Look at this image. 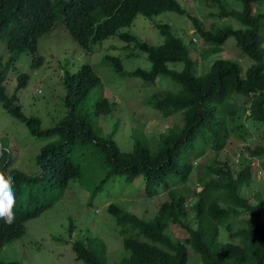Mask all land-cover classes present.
Returning a JSON list of instances; mask_svg holds the SVG:
<instances>
[{
  "label": "trees",
  "instance_id": "obj_1",
  "mask_svg": "<svg viewBox=\"0 0 264 264\" xmlns=\"http://www.w3.org/2000/svg\"><path fill=\"white\" fill-rule=\"evenodd\" d=\"M6 1L0 0V12ZM20 1L26 9L18 31L8 41L7 62H14L23 47L34 51L38 39L59 18L85 50L90 44L117 34L128 46L134 44L145 52L150 65L149 71L135 69L125 74L147 82L164 75L180 84L177 90L153 93L146 105L164 118L180 113L181 119L173 118L181 128L163 129L154 151L141 128V139H135L133 149L122 151L111 137L99 135L93 128L94 117L110 114L117 104L101 97L90 113L81 109L91 89L101 86L100 78L89 65L81 66L75 75L65 73L62 84L66 90V114L58 123L42 127L40 117L22 111L17 92H6L3 80L8 68L0 59V101L5 103L7 112L22 120L33 137L55 136V141L40 148L35 160L40 172L35 174L21 170L16 164L17 155H13L16 147L0 140V171L14 181L15 195L13 222L0 219V247L20 237L28 220L53 206L69 181L81 175L80 166L73 161V151L91 148L105 168L101 182L113 175L129 182L142 175L147 198L164 193L168 197L151 219L114 203L107 206L115 217L122 247L129 253L115 264H188L187 246L193 249L198 264H264V190L258 188L251 196L243 190L255 181L252 158L259 157L264 171V0H241L242 10L221 11V22L215 20L209 28L201 27L198 19L191 16L204 42L214 45H209L207 54L222 51V44L233 37L235 48L252 60L245 70L237 61L225 57L200 66L186 50H179L175 43L178 39L168 24H157L165 37L162 44L149 43L122 30L129 28L138 14L154 18L168 10L183 13L177 0H60L56 8L47 0ZM228 15L234 17L237 26L224 25L223 16ZM173 59L185 62L182 71L166 65ZM105 61L123 73L119 59L107 57ZM27 79V74L20 75L15 91L24 88ZM237 141L243 145L240 158L235 161L229 152L234 151ZM211 151L212 161L203 164L198 177L201 189L197 191L187 182L192 179L197 160ZM179 184L187 186L178 187ZM49 190L55 192L48 194ZM244 213V224L233 227L231 217ZM172 226L182 231V239L169 235ZM221 226H225L229 240L222 239ZM75 230L70 221L68 238L76 259L84 264H108L104 241L84 238Z\"/></svg>",
  "mask_w": 264,
  "mask_h": 264
},
{
  "label": "rangeland",
  "instance_id": "obj_2",
  "mask_svg": "<svg viewBox=\"0 0 264 264\" xmlns=\"http://www.w3.org/2000/svg\"><path fill=\"white\" fill-rule=\"evenodd\" d=\"M226 1L236 9L242 7L241 0ZM188 2L193 4L194 8L188 10L185 15L166 11L154 18H147L138 14L133 24L122 30L137 34L149 43L160 44L164 42L165 37L153 22L167 23L187 46H190V39L196 38L198 40L196 51L199 48L203 50V41L198 33L191 32L194 26L187 14L199 16L203 19V26L208 28L215 20L221 22L218 14L226 8L225 3L223 0H218V5L215 6L207 0H188ZM224 19H226L225 26L229 24L237 26L235 20ZM88 47L86 51L75 43L65 28L63 19L59 18L52 29L38 39L34 52L28 50V47H23L18 50L15 63L4 60V66L8 68V74L3 81L6 92L9 94L17 92L22 111L26 115L34 114L40 117L42 127H48L58 123L67 111L66 90L62 84L65 73L74 75L81 66L89 65L99 76L101 86L91 89L81 109L90 113L101 97L117 104L110 114L94 117V130L99 135L111 137L122 151H131L135 139H141L139 135L142 128L150 138L151 149L156 150L163 129L178 131L181 128L177 127L173 118L178 116L181 119V115L176 113L168 118L161 117L157 110L150 108L151 105H146V101L158 90H177L180 84L164 75L158 76L154 82H147L139 77L115 70L111 63L105 61L107 57L119 59L123 72H132L138 68L144 71L150 69L146 53L134 44L128 46L117 34L99 43L90 44ZM223 48L224 54L222 52L218 56H232V59H240L243 69L252 63L250 58L243 56L244 54L235 48L233 37L226 40ZM8 55L6 45L0 42V56L5 58ZM242 56L244 61L241 60ZM211 58L212 56L208 54L200 56L199 65L207 64ZM37 59L41 62L34 66V63L38 62ZM13 64L15 66H12ZM169 65L181 68L183 62H170ZM206 70L207 68L202 73ZM22 73L28 75L26 85L15 91L17 77ZM4 106L5 103L0 101V140L6 142L9 147H16L13 155H17L16 164L21 170L29 174L40 172L39 167L35 165L36 156L41 147L55 141V136L51 138L31 136L25 123L8 113ZM242 145L241 142L237 143L234 151L229 152L235 161L240 158ZM211 153L212 151L197 160L191 174L192 179L189 180L192 184L187 182L189 187L194 185L197 191L201 189L198 186V177L203 171V164L212 161ZM224 154L225 150L221 151L220 157L224 158ZM245 156L250 157L247 153ZM72 157L73 161L80 166L81 175L69 181L51 208L25 224L26 230L20 238L5 244L0 249V261H17L21 264H84L76 259L68 238L67 228L72 221L77 229L75 232L84 238L102 239L106 244L105 261L108 264H115L127 257L129 253L122 247V237L119 235L115 217L108 212L107 206L114 203L127 211H134L139 216L151 219L155 216L160 203L168 198L166 193L151 199L147 198L143 189L142 175H138L130 182L125 177L115 175L101 182L106 174L105 168L101 159L93 154L91 148L73 151ZM252 160H254L253 170L256 172V177L252 186L243 189L247 196H251L258 188L264 190V171L261 169L260 159L256 157ZM187 184H179L178 187H186ZM54 192L55 190H49L47 193ZM190 198L189 196L187 202ZM246 218L247 213L232 216L231 225L238 227L244 224ZM224 228L221 226L222 239L229 240ZM168 233L173 238H183L182 231L175 226H172ZM187 247L188 264H198L193 256L195 254L193 249L190 246Z\"/></svg>",
  "mask_w": 264,
  "mask_h": 264
},
{
  "label": "clouds",
  "instance_id": "obj_3",
  "mask_svg": "<svg viewBox=\"0 0 264 264\" xmlns=\"http://www.w3.org/2000/svg\"><path fill=\"white\" fill-rule=\"evenodd\" d=\"M48 1V3L50 4V5H52V6H54V8H56V3L57 2H59L60 0H47ZM178 1V3H179V5L181 6V8L184 10V12L183 13H179V12H177V11H173V12H175V13H178V14H184L185 15V13H187V11L188 10H192L194 7H193V4H191V3H189L188 2V0H177ZM207 1H209L212 5H215V6H217L218 5V0H207ZM182 2H185V4H182ZM223 2L225 3V9H223V10H221V11H224V12H229V10L230 9H234V10H242V7L240 8V9H236V8H234L233 6H231V5H229L228 3H227V1L226 0H223ZM120 7V4H119V6H118V8ZM25 9H26V5H25V3H23V2H21L20 0H8V1H6V3H5V7L4 8H2L1 10H3L2 12H0V42H2V43H4L5 45H6V49H7V51H8V53H9V50H8V41L10 40V39H12L13 37V35H15L16 34V32L18 31V29H19V27H20V25H21V20L24 18V13H25ZM168 11H172V10H168ZM221 11L219 12V14L221 13ZM166 12V11H165ZM164 13V12H163ZM198 15V14H197ZM158 16V15H157ZM191 16H193V17H196L197 19H198V21L200 22V25H201V27L203 26V24H202V18H200L199 16H196V15H192V14H187V17H188V19L192 22V25L194 26V28L191 30V32H195V33H198L199 34V36H200V33L198 32V30H197V28H196V26H195V24L193 23V21H192V19H191ZM225 17H223V19H224ZM227 18H229V19H232V20H235L234 19V17L233 16H230V15H228V17ZM135 20V19H134ZM133 20V21H134ZM55 24V23H54ZM153 24L157 27V29L158 30H160V28L157 26V24H167V23H157V22H153ZM169 25V24H168ZM54 26V25H53ZM52 26V27H53ZM170 26V25H169ZM52 27H51V29H52ZM171 27V26H170ZM204 27V26H203ZM66 28V27H65ZM207 28V27H206ZM209 28V27H208ZM50 29V30H51ZM49 30V31H50ZM171 32L173 33V35L178 39V41H176L175 43H176V45L178 46V48H179V50H186L187 52H188V55L191 57V58H193L196 62H198L199 63V60H200V56H205L209 51H208V48L210 47V46H214L213 44H209V43H207V42H204V40L201 38V36H200V38H201V40L203 41V44H202V47H203V50H200V48L199 49H197V51H196V45L198 44V40L195 38H192V39H190V46H187V44L177 35V32L174 30V29H172V27H171ZM48 31V32H49ZM68 31V30H67ZM69 32V31H68ZM160 32V31H159ZM161 33V32H160ZM70 34V33H69ZM163 35V34H162ZM70 36H71V34H70ZM71 38H72V36H71ZM73 39V38H72ZM107 39V38H106ZM73 41L76 43V41L73 39ZM166 41H165V39H164V42L163 43H165ZM226 42V41H225ZM99 43V42H98ZM37 44V43H36ZM160 44H162V43H160ZM208 45V46H207ZM210 45V46H209ZM223 45H224V43L222 44V51H220V52H216L215 54H213V55H210V56H212V58H211V60L210 61H213L215 58H230V59H232V56L231 57H227V56H223V55H221V56H218L219 55V53H222L223 52ZM81 47V46H80ZM199 47V46H198ZM89 49V48H88ZM36 50V49H35ZM34 50V51H35ZM34 51H32V52H34ZM86 51H88V50H86ZM18 54V53H17ZM16 54V55H17ZM223 54H224V52H223ZM15 55V56H16ZM15 56H14V62H12V63H15ZM147 56V55H146ZM244 56V55H243ZM243 56L241 57V60H243L244 61V59H243ZM9 57H10V53H9V55L8 56H6L5 58H3V57H1L0 56V59H2L3 60V63H4V60H7V61H9L10 59H9ZM233 60H235V61H237L240 65H241V62H240V59L238 60V59H233ZM37 63H34V66H35V64L37 65V64H39L40 63V61L37 59ZM209 61V62H210ZM169 62H183V65H182V67L181 68H177V67H172V66H170L168 63ZM169 62H167L166 63V65L167 66H170L172 69L173 68H176V69H178V72H180V71H182L183 69H184V67H185V62L184 61H176L175 59H173L172 61H169ZM208 62V63H209ZM122 65V64H121ZM12 66H15L14 64L12 65ZM163 66H164V63H163ZM242 66V65H241ZM197 67V66H196ZM92 68V67H91ZM247 68V67H246ZM245 68V69H246ZM139 69V68H138ZM242 69H243V66H242ZM245 69H243V70H245ZM14 70H17V69H14ZM167 70V72H169L168 71V69H166ZM94 71V70H93ZM8 72V71H7ZM14 73H16L15 71H13ZM69 73V72H68ZM124 74L125 73H128V72H123ZM8 74V73H7ZM7 74H6V76H7ZM22 74H24V73H22ZM21 74V75H22ZM26 74V73H25ZM70 74V73H69ZM71 75V74H70ZM75 75V74H74ZM129 75V74H128ZM20 76V75H19ZM18 76V77H19ZM133 76V75H132ZM17 77V78H18ZM99 77V76H98ZM137 77H139V76H137ZM139 78H141V77H139ZM5 79H6V77H5ZM4 79V80H5ZM141 79H143V78H141ZM3 80V81H4ZM143 80H145V79H143ZM27 82V81H26ZM3 84H4V82H3ZM39 92H40V89H39ZM0 155H2V153H0ZM14 183V181L12 180V178L11 177H9V176H6V174L3 172V171H0V219H5V221H6V223H12L13 222V219H14V213H13V208H14V205H15V195H14V192H13V190H12V184ZM89 204H90V202H89ZM90 206H91V204H90ZM47 210V209H46ZM45 210V211H46ZM45 211H43V212H45ZM42 212V213H43ZM42 213H40V214H42ZM40 214H39V216H40ZM39 216H37V217H39ZM36 217V218H37ZM34 219V218H33ZM31 220V219H30ZM29 221V220H28ZM27 221V222H28ZM26 222V223H27ZM25 223V224H26ZM26 227V226H25ZM25 230H26V228H25ZM24 230V231H25ZM18 238H20V237H18ZM17 238V239H18ZM4 246V245H3ZM0 249H1V247H0Z\"/></svg>",
  "mask_w": 264,
  "mask_h": 264
}]
</instances>
